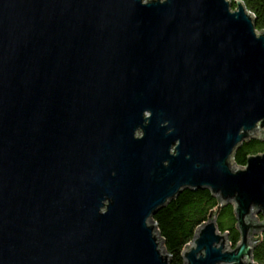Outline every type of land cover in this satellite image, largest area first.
<instances>
[{
  "label": "water",
  "instance_id": "1",
  "mask_svg": "<svg viewBox=\"0 0 264 264\" xmlns=\"http://www.w3.org/2000/svg\"><path fill=\"white\" fill-rule=\"evenodd\" d=\"M254 20L242 0H0V264H170L152 216L185 189L217 206L183 264H258L264 152L233 162L264 141Z\"/></svg>",
  "mask_w": 264,
  "mask_h": 264
},
{
  "label": "trees",
  "instance_id": "2",
  "mask_svg": "<svg viewBox=\"0 0 264 264\" xmlns=\"http://www.w3.org/2000/svg\"><path fill=\"white\" fill-rule=\"evenodd\" d=\"M233 1V0H232ZM246 9L254 17L257 31L264 29V0H242ZM232 9L235 6L232 4ZM264 152V141L249 139L244 141L234 152L233 162L244 166L248 155ZM219 205V202H218ZM217 206V200L209 190H183L178 196L164 207L157 210L152 216L156 223L160 237L164 240L165 251L170 254V264H183L181 251L193 237L201 223L207 221L210 210ZM218 230L228 233V242L234 248L239 241V234L235 227V218L230 204L223 206L216 214ZM262 240L257 243L252 251L253 260L264 264V233Z\"/></svg>",
  "mask_w": 264,
  "mask_h": 264
},
{
  "label": "built area",
  "instance_id": "3",
  "mask_svg": "<svg viewBox=\"0 0 264 264\" xmlns=\"http://www.w3.org/2000/svg\"><path fill=\"white\" fill-rule=\"evenodd\" d=\"M144 1H146V0H144Z\"/></svg>",
  "mask_w": 264,
  "mask_h": 264
}]
</instances>
